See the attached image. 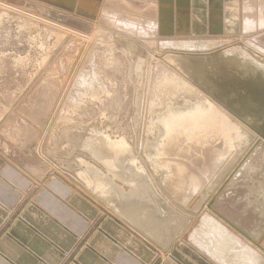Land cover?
I'll return each instance as SVG.
<instances>
[{"label":"rangeland","instance_id":"obj_1","mask_svg":"<svg viewBox=\"0 0 264 264\" xmlns=\"http://www.w3.org/2000/svg\"><path fill=\"white\" fill-rule=\"evenodd\" d=\"M111 1L107 0L103 6L105 17L116 15L121 21L138 23L147 30L154 29L148 25L153 20L150 14L155 11L152 0L143 4H132L129 0ZM257 1L240 0L254 24L262 14L259 7L263 2ZM212 5L219 9L228 5L237 11L238 2L213 0ZM131 8L132 14L128 13ZM241 12L243 17V9ZM208 15L213 16V13ZM222 15L220 36L236 37L230 47L205 53L170 52L159 48L153 32H148L146 38L131 30L129 33L113 25L109 19L99 17V13L86 18L59 9L46 0H0V162L23 165L36 176L64 180L70 188L95 201L111 215L113 213L108 207L125 209L132 219L139 212L144 216L143 220L146 219L153 228L157 225L166 234L165 224L173 219L168 207L178 213L181 211L161 192L162 183H165L164 190L170 195L174 191L172 196L180 198V202L195 206L199 198L191 200L196 198L191 196L190 200L187 199L184 191L186 177L193 171L196 175L203 170L207 172L210 165H217L226 156L230 159L241 145L249 142L244 130L255 136L264 124V75L245 73L236 65L242 63L244 70H248L254 63H264L262 55L239 44L238 38L263 34L264 29L250 31L252 24L245 22L249 35H244L240 33V17L237 20L221 13L216 15L218 22ZM231 25H237L239 29L232 36L228 34ZM211 27L209 25V29ZM204 28L205 33L207 26ZM213 33L216 35L215 31ZM59 37L61 39L56 40ZM262 69L264 71L263 66ZM94 71H97L95 73L102 85L94 88L93 92H84L76 81L85 76L90 78ZM71 102H76V107ZM210 103L220 108L223 114L232 116L234 123L241 126L239 132L241 136L244 134L245 140L237 142L234 139L235 143H232L228 137L233 140L234 133L227 137L216 135L214 128L196 140L191 135L188 139L176 138L168 143L165 153L161 152L160 156L164 129L159 119L168 112L175 113L170 116L173 117L197 105L208 109ZM120 140L125 146L116 151L112 148L115 152L106 146V141L120 144ZM88 144L94 145L96 151ZM202 145L207 150L205 147L201 149ZM263 148L264 145L259 143L255 150ZM253 152L249 157H253ZM152 158H162V161L170 163L172 176L163 166L154 170L150 166ZM102 162L107 163L103 165ZM106 164L111 165V169ZM206 175L203 182H207ZM96 177L106 193L96 192ZM195 179L199 181L201 178L197 176ZM212 211L213 207H204L196 217H192L178 243L181 242L190 254L204 262L218 264L190 240L192 234L200 229L203 217L215 219L243 240ZM253 249L264 258L261 251ZM165 258L164 254L158 255L152 264H162Z\"/></svg>","mask_w":264,"mask_h":264},{"label":"crops","instance_id":"obj_2","mask_svg":"<svg viewBox=\"0 0 264 264\" xmlns=\"http://www.w3.org/2000/svg\"><path fill=\"white\" fill-rule=\"evenodd\" d=\"M253 153L215 195L212 212L254 248L264 231V150ZM158 255L64 180L0 162V264H152ZM164 256L162 264H209L181 242Z\"/></svg>","mask_w":264,"mask_h":264},{"label":"bare ground","instance_id":"obj_3","mask_svg":"<svg viewBox=\"0 0 264 264\" xmlns=\"http://www.w3.org/2000/svg\"><path fill=\"white\" fill-rule=\"evenodd\" d=\"M46 1H48L53 6L58 7L59 9H63V10H66L68 12L77 14L78 16H84L86 18H93V16H96L99 13L100 14L99 17H105V12H104L103 6L105 5V2L107 0H104V2H102L103 0L102 1H100V0H46ZM108 1H111V0H108ZM123 1H122V3H123ZM129 1L131 3L137 2V4L138 3L143 4V3H146L147 1H149V3H150V0H147V1L146 0H129ZM260 1L263 2L261 4V6L259 7L260 11H262V14L260 16L261 19H259L260 18L259 17L258 22L256 24H254V22L251 21V19H252L251 15L246 14L244 4L241 3L242 0H241V2H240V0H237V2H238L237 11L233 10L228 5H225L226 7L219 9V8L212 5L213 0H152V6L154 7L153 9H155V11L150 10V11H152V13L150 15L153 17V20L150 21V23H148V25L151 24L154 27V29L152 28L150 30L145 29L140 24L135 23V22L121 21L116 17V15L115 16L114 15H112V16L107 15L109 17L106 16L105 18L109 19L113 25L118 26V27H120L126 31L131 30V31L137 32L136 35L140 34L144 38H146L148 36V32L149 33L153 32L155 35L154 38L157 40L159 48L161 47V48H163V50L170 51V52H186V53L202 52V53H205L208 51H212L216 48L230 47L231 42H233V39L236 38V37L220 36V33L223 29V26H222L223 25V15L221 17L220 16L218 17L219 22L217 21L216 15H220L221 13H223L225 15V17L227 16L228 18H235L237 20H239V17H240V19H241V21H240L241 22V26H240L241 32L240 33H242L244 35H249L248 27L244 26L245 22L252 24L253 28L250 29V31L257 30V29H260L262 31V29H264V0H260ZM115 4H117V3H115ZM130 5H128V6H130ZM145 7H146V4H145ZM121 8H123V6H121ZM143 8H144V6H143ZM241 8L244 11L243 17L241 15V13H242ZM118 10H120V8ZM121 10L123 11V9H121ZM219 10L221 12H219ZM129 11H130V9H129ZM125 12H128V11H125ZM131 12H133L132 8H131V11L128 13H131ZM144 12H145V9H144ZM210 12L213 13V16L208 15ZM235 12H237V16H235ZM122 14H124V13H122ZM134 15H136V14H134ZM143 15H145V14H143ZM147 15H149V14H147ZM152 17H150V18H152ZM134 18H135V16H134ZM136 18H137V16H136ZM208 18H210L211 21H208ZM98 19H100V18H98ZM220 20H221V22H220ZM209 25L212 26L210 29H209ZM98 26L101 28L100 25H98ZM199 26H201L202 28H199ZM205 26H207V28H206L207 30L204 33L203 31L205 30V28H204ZM237 28H238L237 25H235L234 27H233V25H231V29L228 32V34H230V36H232L235 32H237L239 30V29L237 30ZM244 28L246 29L245 31L243 30ZM131 31H128V32L132 33ZM213 31L216 32V35L213 33ZM58 32H60V31H58ZM52 33H53V31H52ZM54 33H57V32H54ZM60 33H63V32H60ZM256 36H258L259 38H260V36H263V37H261L259 40V38ZM256 36H254V37L250 36V38L249 37L245 38L244 36L241 35L240 37H238L239 38V44H242V45L246 46L247 48L251 49L252 51H254L255 54L262 55V57H264V33L263 34L259 33V35H256ZM60 37L56 40L61 39ZM242 37H244V38H242ZM151 43L153 44L154 42H151ZM37 48H38V46H37ZM90 58H92V57H90ZM88 62H90V61H88ZM92 64H93V62H92ZM239 64H236L237 67L239 68V70H241L243 68L242 71L245 73L254 74V75L255 74L256 75H259V74L264 75V71L262 69V66L264 67V63L263 64L262 63L261 64L254 63V65L252 67L247 68L248 70H244L245 66L241 65L242 63H239ZM94 67H95V65H94ZM259 67H261V68H259ZM90 68H92V67H90ZM90 72H91V70H90ZM95 72H97V71H94L93 75H91L90 78H88V79H86V76H85L83 78H79L76 81L77 82L76 84H78L77 86L81 87L80 89L83 90L84 92H90L94 88L95 89L99 88V86L102 85L100 83V80H99L100 77ZM74 82H73V84H74ZM79 95L80 94H78V96ZM74 101L75 100H73V102ZM73 102H71V103H73ZM73 104L75 105L76 102ZM210 106L211 107H208V109H206V108H202L201 106L197 105V106H193L191 109H189L185 112L177 113L173 117H170V116H172V114H175V113H170V112L166 113L163 117H161L158 122H160L162 129H164V138H163V141L160 143L161 151H160V149H158V152L160 151V156L162 153L163 154L165 153L164 150H165V147H167L169 145L168 143L176 140V138L179 139V137H180V139H182L183 137H187L186 139H188L192 136V139L196 140L197 138L204 137V134H206L210 129H214V128H216L214 130L216 132V135L218 134V135H223V136L227 137L231 133H234L233 135L235 137H233V140L230 139V136L228 137L230 142H232V143H235L234 139L237 140V142L239 140H240V142L245 140L244 134L242 135L243 136L242 137L240 132H239L240 131L239 129L241 126L239 125L240 126L239 127L238 125H236L237 123H234V119L231 118L232 117L231 115L227 116L226 114H223V112L220 110V108H218L217 106H215L211 103H210ZM75 107H76V105H75ZM254 110H256V109H254ZM241 114H242V112H241ZM248 114H250V113H248ZM244 115H245V113H244ZM226 123L229 125L226 126ZM155 126H156V124H155ZM213 134H215V133H213ZM213 134H212V139H213ZM223 136H221L220 138L225 139ZM254 137H255L254 138L255 140H261L264 142V140L261 137V132L255 134ZM95 138H96V136H95ZM215 138L216 137H214V139ZM120 141L122 142L120 144H110V143H107V141H106V146L110 147L111 149L114 148L116 151V149H120V148L125 146V143L123 142V140H120ZM200 141H202V140H200ZM90 144H88V145H90ZM227 144H229V143H227ZM208 145H209V143L207 144V147H208ZM225 145H226V143H225ZM93 146H91V147L95 150L96 147L95 146L93 147ZM192 146H194V145H192ZM205 146H206V144H205ZM205 146L202 145L201 149L204 148ZM171 147H173V146H171ZM93 149L91 150L92 153H94L96 151L95 150L93 152ZM114 149H112L113 152H115ZM169 149H171V148L169 147ZM176 149H178V148L176 147ZM198 149H200V148L198 147ZM196 150H197V148H196ZM196 150H194V151L196 152ZM204 150H207L206 147ZM100 151H101V149H100ZM97 152H99V150H97ZM99 153H101V152H99ZM201 153L202 154L204 153L203 150ZM201 153H199V154H201ZM196 154H197V152H196ZM103 156H106L105 153ZM156 156H159V155H156ZM95 157H96V155H95ZM162 157H164V156H162ZM165 157H167V156H165ZM129 158H131V157H129ZM199 158H200V156H199ZM158 159L152 158L151 162H150L151 163L150 166H152L154 170H157V168H161L163 166L164 167L163 169H165L168 172V174H170L172 176L171 167H170V165H168L170 163L167 164L166 161L165 162L162 161L163 160L162 158L160 160H158ZM169 159H172V158H169ZM122 161H120V162H122ZM171 161L172 160H170L169 162H171ZM187 162H188V160H187ZM105 163H107V162H104L103 165ZM129 164L131 165L132 163H129ZM111 165L113 166L112 163H111ZM111 165L106 164V166L109 167L110 169H111ZM184 165H182V166H184ZM131 166H133V165H131ZM176 166H178V165H176ZM128 167L129 166H127L126 168H128ZM179 167H180V165H179ZM126 168H124V169H126ZM131 169L135 170L134 168H131ZM182 171L180 173H182ZM127 172H128V174L130 173L129 170H127ZM140 173H143V171L140 170ZM125 174H127V173L125 172ZM132 174L133 173H131V177L133 176ZM182 179H183V177H182ZM161 186L164 189L165 183L163 182ZM169 186H170V184H169ZM181 186H182V184L180 185V187ZM95 188H97L96 192H100V193L105 192L106 193V190L104 191V186H103V184L102 185L100 184L98 177H96V179H95ZM181 188H183V187H181ZM173 193H174V191H173ZM173 193L171 192V195ZM174 195L175 194H173V196ZM93 196H94V194H93ZM99 201H101V200H99ZM112 215H114V214H112ZM118 219L120 221H122L123 223H125L120 218H118ZM179 240L180 239H178L172 245V247ZM190 240L199 249H201L203 252H206V254L208 256L215 259L218 264H264V258L261 257L252 247L243 243V241H241L239 238H237L235 235H233L231 232H229L228 229H226L224 226H222L220 223H218L215 219H213L211 217L205 216L200 220V229L197 232L192 234V236L190 237ZM171 248L168 250V252L171 250Z\"/></svg>","mask_w":264,"mask_h":264},{"label":"water","instance_id":"obj_4","mask_svg":"<svg viewBox=\"0 0 264 264\" xmlns=\"http://www.w3.org/2000/svg\"><path fill=\"white\" fill-rule=\"evenodd\" d=\"M244 132L248 135V144L241 145L230 159L226 156V159L221 160L217 165H210V169L207 172L203 170L199 175H196L195 171H193L188 175L189 177H186L184 191L186 192L187 199L190 200V198H192L191 196H196V198H192L191 200L199 198L195 206H188L186 203L180 202V198L173 197L159 185L161 192L167 197L169 202L183 213H178L167 206L169 210L168 213L173 219L166 222L169 227L165 224L166 234L160 231L161 228L158 229L157 225H153L154 228L158 230L156 231L146 219L143 220L144 216L139 212L136 213L135 218L132 219V216L127 214L125 209L116 210L111 207L108 208L148 243L161 253L166 254L172 245L179 239L192 217H196L204 207L207 209L212 207L215 195L221 191L225 184H227L239 171L250 153L256 151L257 144L261 143L264 145L263 141L255 140V137L246 130H244ZM260 132L261 137L264 138V124ZM205 175L207 176V182H203ZM197 176L201 178L199 181L195 179ZM254 246L264 254V231L262 232V238L260 237L259 241L254 242Z\"/></svg>","mask_w":264,"mask_h":264}]
</instances>
